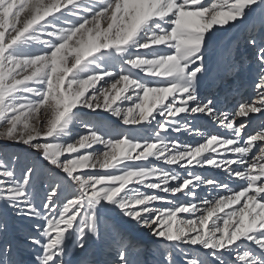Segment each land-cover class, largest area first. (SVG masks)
<instances>
[{"label": "snow or ice", "instance_id": "6c2138e0", "mask_svg": "<svg viewBox=\"0 0 264 264\" xmlns=\"http://www.w3.org/2000/svg\"><path fill=\"white\" fill-rule=\"evenodd\" d=\"M0 264H264V0H0Z\"/></svg>", "mask_w": 264, "mask_h": 264}, {"label": "bare ground", "instance_id": "6f19581e", "mask_svg": "<svg viewBox=\"0 0 264 264\" xmlns=\"http://www.w3.org/2000/svg\"><path fill=\"white\" fill-rule=\"evenodd\" d=\"M245 98H247L248 95H251L252 94V88H251V83H247L246 86H245V90L244 92L242 93Z\"/></svg>", "mask_w": 264, "mask_h": 264}, {"label": "rangeland", "instance_id": "374dc122", "mask_svg": "<svg viewBox=\"0 0 264 264\" xmlns=\"http://www.w3.org/2000/svg\"><path fill=\"white\" fill-rule=\"evenodd\" d=\"M197 123H199V124H204V123H206V121H204V120H200V121H197ZM258 123H259V121H257L256 122V124L258 125ZM256 125H254V127H255Z\"/></svg>", "mask_w": 264, "mask_h": 264}]
</instances>
